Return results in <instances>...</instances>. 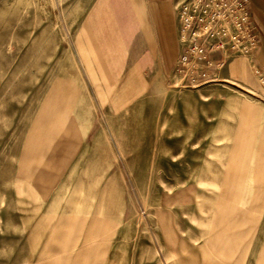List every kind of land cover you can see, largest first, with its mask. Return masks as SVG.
Masks as SVG:
<instances>
[{
    "label": "rangeland",
    "instance_id": "rangeland-1",
    "mask_svg": "<svg viewBox=\"0 0 264 264\" xmlns=\"http://www.w3.org/2000/svg\"><path fill=\"white\" fill-rule=\"evenodd\" d=\"M136 26L130 0H0V264H264L251 56L190 88L126 62Z\"/></svg>",
    "mask_w": 264,
    "mask_h": 264
},
{
    "label": "built area",
    "instance_id": "built-area-1",
    "mask_svg": "<svg viewBox=\"0 0 264 264\" xmlns=\"http://www.w3.org/2000/svg\"><path fill=\"white\" fill-rule=\"evenodd\" d=\"M249 0H177L176 13L182 39H189L176 69L190 88L217 81L227 59L243 52L249 56L259 47V38L249 13ZM221 52L215 63L210 53Z\"/></svg>",
    "mask_w": 264,
    "mask_h": 264
},
{
    "label": "crops",
    "instance_id": "crops-1",
    "mask_svg": "<svg viewBox=\"0 0 264 264\" xmlns=\"http://www.w3.org/2000/svg\"><path fill=\"white\" fill-rule=\"evenodd\" d=\"M130 2L136 14L137 26L128 45L126 62L134 65L148 63L151 70H177V62L189 43L188 38L182 39V27L176 13L177 0ZM248 7L259 38V47L251 54V61L255 74L264 86V0H249ZM210 57L215 63L223 60L221 52H212Z\"/></svg>",
    "mask_w": 264,
    "mask_h": 264
},
{
    "label": "bare ground",
    "instance_id": "bare-ground-1",
    "mask_svg": "<svg viewBox=\"0 0 264 264\" xmlns=\"http://www.w3.org/2000/svg\"><path fill=\"white\" fill-rule=\"evenodd\" d=\"M241 156L244 159L243 172L251 175L254 187H257L258 175L264 168V126L255 129L251 127Z\"/></svg>",
    "mask_w": 264,
    "mask_h": 264
}]
</instances>
